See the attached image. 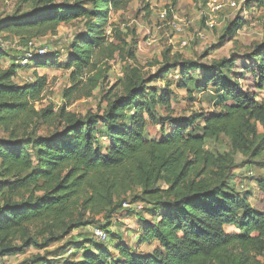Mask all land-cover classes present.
<instances>
[{
  "label": "trees",
  "instance_id": "obj_1",
  "mask_svg": "<svg viewBox=\"0 0 264 264\" xmlns=\"http://www.w3.org/2000/svg\"><path fill=\"white\" fill-rule=\"evenodd\" d=\"M58 1L21 0L33 5L31 12L18 10L0 20L1 31L27 42L83 17L96 22L69 51L71 85L64 92L66 103L58 110L51 106L36 110L46 89L45 76L19 84L15 79L21 65L14 60L10 68L0 67V131L4 134L0 136V258L31 245L48 248L76 229L94 226L108 234L107 241L93 239L97 243L93 247V242L82 243L81 252L68 254L62 264H264L260 260L264 212L222 188V158L205 149L207 140L225 135L237 152L253 156L264 152V99L257 100L232 81L230 60L212 66L185 62L162 68L148 79L132 71L122 82L123 94L107 98L103 116L68 112L82 90L98 87L94 75L98 65L120 52L116 42L122 41V33L110 24L113 30L107 34L110 14L126 11L132 0ZM252 3L264 6V0H251L246 6ZM88 4L92 8H80ZM244 27L237 18L225 37L233 40ZM1 53L0 47V60L9 57ZM49 57L48 52L35 54L30 61L46 68ZM261 58L260 89L264 55ZM177 70L175 83L180 90L193 93L190 75L198 70L205 78L197 88L212 85L230 103L220 113L172 116L174 93L168 75ZM157 80L166 82L163 93L155 89L148 93L145 85ZM158 107L169 115H161ZM99 122L107 131L102 138L97 136L102 133ZM149 122L161 124V138H148ZM41 125L53 132L37 136ZM161 182L169 190H163ZM128 203H144V212L153 218L144 220L143 211L128 210L143 223L136 248L120 240L118 244L115 233L94 225L95 218H109ZM231 226L238 231L227 232ZM115 239L117 244L111 248ZM153 245L149 254L136 250ZM56 255L62 257L59 250ZM22 264L58 263L38 255Z\"/></svg>",
  "mask_w": 264,
  "mask_h": 264
},
{
  "label": "rangeland",
  "instance_id": "obj_2",
  "mask_svg": "<svg viewBox=\"0 0 264 264\" xmlns=\"http://www.w3.org/2000/svg\"><path fill=\"white\" fill-rule=\"evenodd\" d=\"M63 1L59 0L57 3ZM79 1L76 0L74 3ZM208 1L132 0L126 11L117 14L111 13L107 34H111L112 28L122 33V41L116 42L120 46V52L115 55L114 59L103 60L98 65V74L97 72L94 74L99 80L98 87L93 90H90L89 87L82 90L68 107V112L76 113L82 117L89 113L103 116L107 109V98L123 94L122 82L130 76L132 71H138L143 79H148L155 76L162 68H168L175 64L181 65L185 62L212 66L224 60H230L232 64L228 73L232 81L241 85L244 91L254 93L257 100H263L264 85L262 89L259 88V63L264 55V6L258 7L252 3L250 7H247V2L251 0H230L236 2L237 7L225 10L216 28L207 29L204 23V14ZM72 3L69 2V4ZM80 8L92 7L88 4ZM32 9L33 5L23 4L21 0H2L0 2V20L3 21L4 18L13 16L18 10L25 13L31 12ZM165 9L170 11L171 21L183 26L182 32H175L168 22L161 21L159 14ZM237 18L244 21L245 27L237 33L233 40L229 41L225 37L227 29ZM89 24L94 26L96 22L92 18L83 17L68 24H62L54 34L50 33L28 42L7 35L1 31L2 25H0V47L3 51L1 54L5 53L9 56L0 60V67L8 69L13 62L20 63L21 68L15 79V82L19 84L35 82L36 76H45L47 79L43 100L36 104V110L40 111L48 106L58 110L66 103L64 92L71 85L70 75L72 72V69L67 67L69 51L82 34H87ZM110 24L115 27L111 28ZM199 33H203L204 38H199ZM112 41L114 40L112 39ZM31 42L34 54L42 48L47 50L50 56V66L37 68L33 61L22 64L25 53L30 50ZM183 42H188V45L183 47ZM179 75L178 70L172 71L168 75V79L172 82L171 90L174 93L171 103L172 116H190L191 113H220L223 112L224 106L230 103L229 99L224 96L220 97L222 95L212 85L204 89L200 88L202 91L197 88L199 82L205 78L202 72L197 70L190 75L193 81L191 95L178 88L175 82L179 79ZM145 88L148 89V93L155 89L161 95L166 88V82L157 80L147 83ZM90 91V96H87ZM145 98H147V94ZM157 110L164 117L169 115L165 108L158 107ZM97 128L99 132H102L97 136H107L103 124L99 122ZM51 132L53 129L41 125L37 128L36 134L37 136H49ZM162 132L161 124L148 123V138L159 139ZM259 132H262L260 127ZM2 134L0 131V136H4ZM102 142L107 143V140L103 139ZM205 149L222 158L221 171L224 173V178L220 181L222 188L227 193H237L241 198L247 199L254 209L264 212V152H261L259 156H253L251 152L249 154L237 152L225 135L207 140ZM159 186L165 191L169 190V186L165 182H161ZM146 207L147 205L144 203L132 205L128 203L109 218H95L94 225L100 224L111 233H115L118 237L117 243L120 240L136 248L141 232L139 225L143 224L140 219H153L152 213L144 212L143 208ZM128 210L143 211L142 217L130 214ZM87 218L90 217L87 216ZM93 230L94 226L82 227L48 248L43 249L31 245L21 253L0 258V261L2 264H22L24 261H30L41 255L62 264L68 254L81 252L82 243L93 242L92 247L97 244L93 241L96 239ZM226 231L236 232L238 230L231 226L227 227ZM40 242H42L41 239ZM117 243L115 239L110 244L111 248ZM155 247V245L142 246L136 250L149 254ZM58 250L62 255L60 258L56 255ZM260 260L264 263V255Z\"/></svg>",
  "mask_w": 264,
  "mask_h": 264
},
{
  "label": "built area",
  "instance_id": "obj_3",
  "mask_svg": "<svg viewBox=\"0 0 264 264\" xmlns=\"http://www.w3.org/2000/svg\"><path fill=\"white\" fill-rule=\"evenodd\" d=\"M236 7H237V3L232 2L230 0L229 1L209 0L207 3L205 14H204L205 27L207 29L216 28L219 20L222 17V14L225 12V10L235 9ZM159 16H160L161 21L162 22H168V24L172 27V29L175 32H177V33L182 32L183 26H181L180 24H177L176 22L170 20V11L169 10L165 9V10L161 11ZM198 37L204 38V34L199 33ZM0 45H1V42H0ZM182 45H183V47H185L188 45V42H183ZM32 46H33V43L31 42L29 45L30 50L25 53V55L22 59V64H26L28 61H30L35 56L34 52L32 51ZM36 54H38L40 56H44L47 54V50L42 48V49L38 50V52ZM17 64L21 65L20 63H17ZM93 235L96 238V240L101 241V242H106L108 239V234L103 229L98 228V227H94ZM0 264H2L1 261H0Z\"/></svg>",
  "mask_w": 264,
  "mask_h": 264
}]
</instances>
